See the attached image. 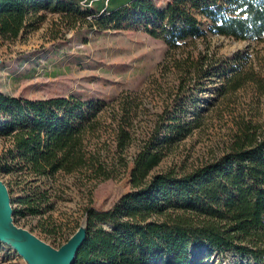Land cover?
Here are the masks:
<instances>
[{"label": "trees", "instance_id": "trees-1", "mask_svg": "<svg viewBox=\"0 0 264 264\" xmlns=\"http://www.w3.org/2000/svg\"><path fill=\"white\" fill-rule=\"evenodd\" d=\"M50 2L53 11L60 9L65 18L101 29H119L126 21V27H133L139 15L146 31L170 48L207 37L198 13L211 22L214 33L264 40V0H169L166 5L157 0H0V39L17 38L32 13ZM201 57L184 59L186 69L204 71L207 56ZM176 62L180 65L181 60ZM247 80L264 89V78L252 73L236 75L233 88ZM133 103L74 95L30 99L0 94V136L9 141L0 168L35 177L84 170L108 178L114 169L128 166L124 152L132 138ZM186 125H172L169 131L183 135L191 129ZM161 128L158 122L133 157L135 189L107 209L85 207L88 237L73 264H201L193 254L201 245L264 264V130L260 124L241 118L230 149L210 163L183 174L167 170L150 175L170 139L152 142L160 139ZM32 200L22 201L33 214L37 208Z\"/></svg>", "mask_w": 264, "mask_h": 264}, {"label": "rangeland", "instance_id": "rangeland-1", "mask_svg": "<svg viewBox=\"0 0 264 264\" xmlns=\"http://www.w3.org/2000/svg\"><path fill=\"white\" fill-rule=\"evenodd\" d=\"M157 1L166 5L169 0ZM53 7L50 2L32 13L17 38L0 39V94L30 99L74 95L117 104L131 100L135 116L124 152L128 166H119L108 178L84 170L35 177L0 168V179L10 190L15 222L52 246L62 245L87 222L86 206L107 209L135 189L133 157L158 122L160 139L152 142L157 145L170 139L150 175L167 170L183 174L221 157L230 149L241 118L259 123L264 130V89L258 90L253 80L233 88L238 74L264 78V40H237L214 33L211 22L198 13L207 37L170 48L146 31L139 15L133 27H126V21L119 29H101L81 19L65 18ZM86 8L82 4L83 12ZM188 56L201 60L207 56L205 70L186 69L183 61ZM175 124L191 129L183 135L174 129L170 132ZM8 145L0 136V156ZM26 198H33L36 213H29L22 201ZM193 254L201 264H261L250 256L233 251L222 254L205 245L195 247ZM0 264L26 262L0 241Z\"/></svg>", "mask_w": 264, "mask_h": 264}, {"label": "water", "instance_id": "water-1", "mask_svg": "<svg viewBox=\"0 0 264 264\" xmlns=\"http://www.w3.org/2000/svg\"><path fill=\"white\" fill-rule=\"evenodd\" d=\"M87 237L88 223L85 222L66 242L54 247L31 230L18 225L10 190L0 179V241L15 249L26 264H73Z\"/></svg>", "mask_w": 264, "mask_h": 264}]
</instances>
